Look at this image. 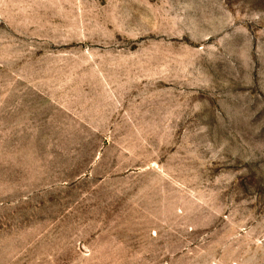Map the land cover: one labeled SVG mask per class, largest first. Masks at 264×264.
Instances as JSON below:
<instances>
[{"label": "rangeland", "instance_id": "1", "mask_svg": "<svg viewBox=\"0 0 264 264\" xmlns=\"http://www.w3.org/2000/svg\"><path fill=\"white\" fill-rule=\"evenodd\" d=\"M0 264H264V0H0Z\"/></svg>", "mask_w": 264, "mask_h": 264}]
</instances>
